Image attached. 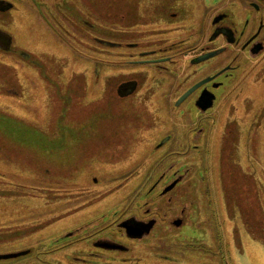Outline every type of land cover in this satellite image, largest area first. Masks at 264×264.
Masks as SVG:
<instances>
[{"label": "rangeland", "instance_id": "1", "mask_svg": "<svg viewBox=\"0 0 264 264\" xmlns=\"http://www.w3.org/2000/svg\"><path fill=\"white\" fill-rule=\"evenodd\" d=\"M10 1L0 25L31 59L0 50V255L30 253L0 264H264V57L245 61L236 92L205 115L176 108L169 78L143 65L123 101L117 51L87 41L120 12L149 16L150 0ZM54 7L76 35L47 23L40 8ZM129 217L156 224L131 237L119 228ZM104 238L119 247H96Z\"/></svg>", "mask_w": 264, "mask_h": 264}, {"label": "flooded vegetation", "instance_id": "2", "mask_svg": "<svg viewBox=\"0 0 264 264\" xmlns=\"http://www.w3.org/2000/svg\"><path fill=\"white\" fill-rule=\"evenodd\" d=\"M222 1L214 0L211 6L206 0H150L149 16L140 12L132 16L120 12L116 26L108 19L101 36H93L87 44L95 42L105 52L117 51L122 74L118 76L116 94L121 100L128 101L139 91L141 81L140 70L137 69H140L138 65H143L169 78L167 98L173 101L176 108L187 105L205 115L217 107L222 94L236 92L238 73L245 61L258 67L264 57V0H229L233 4L230 9L222 5ZM28 2L35 4L37 0ZM14 7L10 0H0V15H10L9 11ZM40 10L50 26L54 27L51 20L58 18L69 27L71 34H77L76 22L59 7L52 8L49 14L42 8ZM233 11L238 15L236 20L231 14ZM203 15L206 21L199 25L202 20L195 21ZM81 23L93 28L87 19ZM13 42V38L0 25V50L9 57V63H12L14 55L24 60L31 59L30 54L15 48ZM131 68L134 73L130 72ZM2 77L5 83L1 91L11 98L17 87L14 86L15 78L9 73ZM186 94L188 96L183 99ZM169 139L164 138L162 145ZM184 174L166 185L163 195L180 185ZM160 183L154 185L157 187ZM185 212L182 209V215L173 220V225L180 227L186 224ZM155 224L156 221L152 219L146 221L129 217L120 223L119 228L131 237L143 238ZM96 247L114 249L119 246L104 238L97 241ZM29 253L23 250L12 255H0V259H21ZM46 253H52V250L42 252ZM71 260L88 263L87 259L76 257H71Z\"/></svg>", "mask_w": 264, "mask_h": 264}, {"label": "water", "instance_id": "3", "mask_svg": "<svg viewBox=\"0 0 264 264\" xmlns=\"http://www.w3.org/2000/svg\"><path fill=\"white\" fill-rule=\"evenodd\" d=\"M212 55H213V54L208 55V58H209L210 56H212ZM190 93H191V92H190ZM190 93H189V94H190ZM187 96H188V94H186V95L183 97V99H185V97H187ZM183 99H182V100H183ZM182 100H181V101H182ZM208 107H210V105H209ZM208 107H206L205 109H207ZM139 235H140V234H139ZM5 258H8V256H5Z\"/></svg>", "mask_w": 264, "mask_h": 264}]
</instances>
